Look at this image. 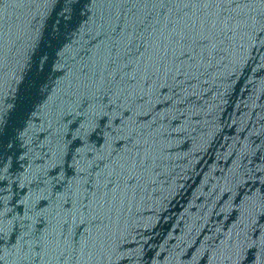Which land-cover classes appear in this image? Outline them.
Instances as JSON below:
<instances>
[{"label":"water","instance_id":"water-1","mask_svg":"<svg viewBox=\"0 0 264 264\" xmlns=\"http://www.w3.org/2000/svg\"><path fill=\"white\" fill-rule=\"evenodd\" d=\"M0 264H264V0H0Z\"/></svg>","mask_w":264,"mask_h":264}]
</instances>
